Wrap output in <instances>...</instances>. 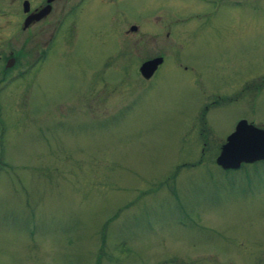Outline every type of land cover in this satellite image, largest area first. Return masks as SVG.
Segmentation results:
<instances>
[{
	"label": "rangeland",
	"instance_id": "1",
	"mask_svg": "<svg viewBox=\"0 0 264 264\" xmlns=\"http://www.w3.org/2000/svg\"><path fill=\"white\" fill-rule=\"evenodd\" d=\"M219 7L147 79L78 34L0 88V264H264V160L214 162L264 128V0Z\"/></svg>",
	"mask_w": 264,
	"mask_h": 264
},
{
	"label": "flooded vegetation",
	"instance_id": "2",
	"mask_svg": "<svg viewBox=\"0 0 264 264\" xmlns=\"http://www.w3.org/2000/svg\"><path fill=\"white\" fill-rule=\"evenodd\" d=\"M242 1L0 0V88L15 78L24 77L36 67L58 36L63 39V52L71 50L69 45L78 34L84 39L95 38L99 42L113 40L109 37L105 39L106 36L115 37V44L103 54L102 64L109 62L117 67H139L143 60L161 56L162 60L156 65L158 67L165 53L178 47V40L200 33L195 32L192 25L186 26L189 20L201 22L206 17L215 16L218 6L238 7ZM56 3L58 6H55ZM186 3L191 5L188 15L173 13L175 8ZM45 6L47 10L43 11ZM54 7L60 9L59 21L56 29L53 25L46 31L50 24L47 16ZM125 9L128 13L123 16ZM116 13L121 17H114ZM62 20L63 34L56 32ZM105 27L110 28V31L106 32ZM78 42L83 46L80 40ZM30 52H34L32 58H29ZM90 53L95 52L87 50L85 54ZM123 56L144 58L131 65V62L121 61L120 57ZM94 67L105 66L97 63Z\"/></svg>",
	"mask_w": 264,
	"mask_h": 264
},
{
	"label": "water",
	"instance_id": "3",
	"mask_svg": "<svg viewBox=\"0 0 264 264\" xmlns=\"http://www.w3.org/2000/svg\"><path fill=\"white\" fill-rule=\"evenodd\" d=\"M42 10L46 11L47 6ZM160 61L161 56L144 60L139 66L140 73L149 76ZM260 159H264V129L241 117L226 134L214 160L223 168H236L242 162Z\"/></svg>",
	"mask_w": 264,
	"mask_h": 264
},
{
	"label": "trees",
	"instance_id": "4",
	"mask_svg": "<svg viewBox=\"0 0 264 264\" xmlns=\"http://www.w3.org/2000/svg\"><path fill=\"white\" fill-rule=\"evenodd\" d=\"M252 163H253V162H252ZM242 164H244V163H242ZM242 164H240V166H241ZM245 164H246V163H245ZM240 166H239V167H240ZM239 167H238V168H239ZM238 168H237V169H238Z\"/></svg>",
	"mask_w": 264,
	"mask_h": 264
}]
</instances>
